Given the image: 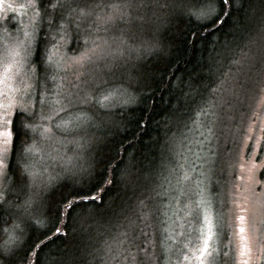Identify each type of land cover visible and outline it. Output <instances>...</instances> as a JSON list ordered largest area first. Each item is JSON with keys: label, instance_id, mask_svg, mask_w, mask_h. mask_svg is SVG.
<instances>
[{"label": "rangeland", "instance_id": "374dc122", "mask_svg": "<svg viewBox=\"0 0 264 264\" xmlns=\"http://www.w3.org/2000/svg\"><path fill=\"white\" fill-rule=\"evenodd\" d=\"M110 1L117 5L122 2ZM29 2L5 0L0 5V71L10 61L9 52L14 42L17 38H24L23 31L27 28L22 26L30 24L34 16L29 8L20 6ZM8 4L12 5L11 10ZM5 17L10 18L9 24L14 21V25H5ZM252 18L253 15L251 21ZM114 31L115 28L107 32L100 31L94 36L103 37L112 48H116L120 41L115 39ZM51 34L57 40L52 42L45 56L46 62L50 63L47 68L49 75L45 80L53 94L60 91L59 86L63 83L66 94L67 82L77 79L69 64L71 58L83 50L84 39L81 36L80 48L70 53L67 50L69 38L62 39L56 32ZM252 36L255 39L243 42L240 55L231 61L214 101L198 112L186 131L168 143L170 163L154 192L155 199L152 200V196L151 199H144L143 187L137 191L133 202L125 205L119 216L114 214L96 228L88 226L85 233L87 251L82 253L87 260L82 264H198L193 250L202 246L203 234L206 232L205 215L210 217L212 225L205 264H210V261L211 264H244L245 261L247 264H264V223L252 211L256 197L264 198V187H253L247 171L250 158L257 165L264 161V91L261 90V78L243 63L245 56L258 53L264 47V31L259 29ZM96 43H100V40ZM88 47H93V44L90 42ZM49 55L52 57L50 62ZM103 65L104 61H99L95 66H89L86 78L91 83L86 90L94 96L95 101L105 105L101 109L110 110L124 105L129 92L125 86L110 85L105 82L107 79L101 78ZM33 67V63L27 65L29 73ZM49 76H54V79H48ZM242 82L247 87L238 91L234 85ZM229 88L232 92L228 91ZM0 90L7 93L0 98L7 104L11 93L2 85ZM61 106L63 111L59 110ZM84 107L74 96L71 104L65 100L57 105L55 115L47 113L52 119L37 118L35 121L43 127H51L52 131L44 134L41 128L34 133V139L27 147L24 163L30 173V190L34 191L29 196L38 194L39 198L44 194L43 186L50 177H63L65 169L84 162L89 149L81 147L84 145L81 137L86 138L92 133L88 130L87 133L68 131L80 118L79 109ZM57 123L61 124L60 129L55 127ZM218 131L221 132L220 136ZM225 151L224 157L220 158ZM3 153V161L7 165L10 150L3 149ZM6 170L0 169V190L8 185V179L3 178ZM257 177L264 178V171L257 173ZM245 197H249L248 201H245ZM239 208H247L248 211L240 212ZM31 212L34 215V211ZM145 214L147 228L141 223ZM238 215H244L245 220L238 221ZM130 220L136 225L134 236L129 237L131 244L125 239L129 235ZM36 223L43 227V223L40 224L37 219ZM239 227L245 229L243 242L239 238ZM143 233H146V237ZM12 240L7 239V243ZM242 243L245 245L243 256L240 255ZM132 255L136 256L135 261Z\"/></svg>", "mask_w": 264, "mask_h": 264}, {"label": "snow or ice", "instance_id": "6c2138e0", "mask_svg": "<svg viewBox=\"0 0 264 264\" xmlns=\"http://www.w3.org/2000/svg\"><path fill=\"white\" fill-rule=\"evenodd\" d=\"M198 2L202 6L204 5V0H198ZM243 2L244 0H240V4H236L235 0H209L208 7L203 11H192L189 7V0H122L118 5H100L93 3L92 0H57L56 3H52V0H30L27 5L21 4V7L29 8L34 16L30 24L22 26L27 28L23 31L24 38H17L14 42L9 52L10 61L4 64L0 71V85L11 93L8 96L7 104L0 100V169H7L3 176L5 180L9 178V173L12 176L11 184L0 190V208L4 206V202L11 205L10 197L13 192L20 193L29 187L28 177L30 175L27 164L21 165V161L25 160L23 155H20L17 160L16 171L12 170L11 159L5 165L3 149H9L12 152H21L22 150L26 153L28 149L25 145L30 131L36 133L42 128L44 134H50L51 127H43L35 123L37 118L40 120L52 119L47 115L48 112L55 115L57 105H61L65 100L71 104L72 98L77 96L78 102L86 107L79 109L81 116L68 130L69 132L84 131L87 133L89 127L102 130L115 126L110 119L111 114L99 110L105 105L95 101L94 96L86 90L91 83L86 78L89 66H95L97 62L104 61L103 66L107 74L112 76L127 75L129 80L135 79L136 82H139L143 63L129 64V61L135 54L137 61L144 60L146 62L145 58L152 53L153 49L158 48L167 39V32L174 20L182 15H188L195 19L205 32L217 31L234 10L238 11L242 7ZM4 3L5 0H0V5ZM105 7L111 10L104 12L103 8ZM191 7L194 8L195 5ZM8 9H12L11 4H8ZM9 19V17H5L4 23L11 27L15 22L9 24ZM57 22V31L61 34L62 39L70 35L71 31L81 34L84 39L83 50L74 55L69 64V68L75 72L77 79L75 82L71 80L67 82L68 91L66 94L63 83L59 86L60 91L55 94L51 92L45 78L39 74L38 63L33 67L31 73L27 70V65L33 63V56L40 51L38 37L44 24L47 23L51 28ZM70 25L73 27L70 28ZM113 28H119L124 37L116 48H112L103 37L94 36L100 31L107 32ZM234 28L236 32L246 33L248 31L247 17L242 19L238 16ZM260 30L264 31V20L260 22ZM148 33L152 34L150 40L144 39ZM198 37H201L199 32H192L191 35L185 36V42L194 45ZM77 39H80V36H77ZM97 40H100V43H96ZM90 42L93 44L91 48L88 47ZM77 47L80 45L78 44ZM51 59L52 57L49 55V62ZM243 63H246L249 70L255 71L261 78V90L264 91V47L258 53L245 56ZM48 67H50V63L46 62L45 69ZM48 79H54V76H49ZM234 87L239 91L245 89L247 85L242 82L235 84ZM228 91L232 92V89L229 88ZM5 95L7 93L0 90V98ZM59 110L63 111V107L61 106ZM55 127L60 129L61 124L57 123ZM21 136L25 139L20 141L18 146L17 140ZM81 139L84 140V145L81 147L89 149L84 162L65 169L66 174L63 177L59 175L50 177L43 186L44 194L39 198H37L38 194H33L22 204H17V208H23L24 212L29 214V218L30 210L34 206L42 207L46 222L43 224L40 236L32 240L30 244L28 237H25L14 249L0 246V264H78L75 257L69 255L67 245L64 248L58 247L55 252L43 257L41 252L48 244L57 239L63 242L69 236H75L79 231L82 219L93 218L96 215L99 202L103 201L104 194L110 191L115 182L114 174L118 169L121 182L129 174V166L119 168L123 158L118 159L115 165L112 160L99 158L98 148L100 145L106 144L103 136L92 134L86 135V138L81 137ZM247 171L248 179L252 182L253 187H264V178L257 177V173L264 171V161L257 165L250 158L247 161ZM248 199L249 197H245V201ZM17 200H19L18 195ZM239 210L240 212L248 211L247 208H239ZM252 211L254 215L261 217V222L264 223V198L256 197ZM236 219L243 222L245 216L238 215ZM146 220L147 215L145 214L141 223ZM204 222L206 232L203 234L202 246L193 250V256L198 264H205L209 253V239L212 236L211 219L208 215L204 216ZM15 227H20V225L17 224ZM25 227L30 228L31 225L26 224ZM135 227V222L130 220L129 235L125 236L130 244L132 240L129 237L134 236ZM144 227L147 228L148 224L144 223ZM244 231V227L238 228V233L241 234L239 238L242 242L245 241V236L242 235ZM143 234L146 237V233ZM240 247V255L243 256L245 245L242 243ZM140 250L143 251V249ZM196 252L199 254L196 255ZM225 255L227 256L228 253ZM132 260H136L135 255H132ZM244 264H247V261Z\"/></svg>", "mask_w": 264, "mask_h": 264}, {"label": "trees", "instance_id": "16d2710c", "mask_svg": "<svg viewBox=\"0 0 264 264\" xmlns=\"http://www.w3.org/2000/svg\"><path fill=\"white\" fill-rule=\"evenodd\" d=\"M56 2L57 0H52V3ZM92 2L100 5L112 4L110 0H92ZM235 3L240 4V0H235ZM208 4L209 0H204L203 6L208 7ZM192 5L195 7L192 8ZM203 6L198 0H189L192 11ZM110 10L107 7L103 8L104 12ZM238 16L242 19L247 17L248 31L246 33L236 32L234 28ZM262 20H264V0H244L242 7L238 11L234 10L223 25L212 32H205L195 19L182 15L172 22L167 32V39L158 48L153 49L152 53L145 58L146 62L137 61L133 54L129 64L143 63L139 82L135 79L129 80L127 75L107 74L103 66L101 78L107 79L105 82L110 85L113 83L125 86L127 92L136 96V102L116 109H99L101 112L111 114L110 119L115 126L102 130L89 127L87 130L89 133L105 138L106 144L98 148L99 158L112 160L114 165L118 159L123 158L119 168L129 166V174L121 182L118 169L114 174L115 182L110 191L104 194V200L99 202L96 215L93 218H83L75 236H69L63 242L57 239L48 244L41 252L42 257L55 252L58 247L64 248L67 245L69 255L75 257L78 264H82L87 260L82 253L87 251L85 233L89 229L88 226L96 228L103 221L115 215L119 216V213L124 211L125 205L132 203L137 191L143 187L144 199H151V196L152 200L155 199L154 192L160 184L167 164L170 163L168 143L186 131L198 112L214 101L231 61L240 55L243 42L255 39L252 35L260 29ZM57 27L58 22L51 28L47 23L44 24L38 37L40 51L32 58L35 66L39 64V74L44 78L49 75L48 69H45L47 60L45 56L48 55L52 42L57 40L51 33L60 34ZM192 32H199L202 37H198L194 45L185 42V36L191 35ZM113 34L118 41L124 38L119 28H115ZM77 36H80V39H77ZM81 36L76 31H71L66 37L69 38L67 50L70 53H73L78 44L80 45ZM151 38V33L144 36V39ZM220 135L221 132L218 131V136ZM34 136L35 134L30 131L26 148ZM24 139L25 137L21 136L17 140V145L19 146L20 141ZM225 153L226 151L219 157L223 158ZM20 155L25 157L26 153L22 150L21 152L10 151L8 161L11 159L13 171L17 170V160ZM24 161H21V165L25 164ZM11 182L12 176L9 173L8 185ZM33 192L30 187H26L20 193L13 192L10 197L11 205L4 202V206L0 208V246L5 244L9 249H14L25 237H28L30 244L32 240L40 236L43 227L38 226L36 219L40 224L46 222L43 208L33 207L30 211L33 210L34 215L31 212L30 218L23 208H17V204H22ZM17 224L20 227H15ZM26 224L31 227H25ZM12 238V242L7 243V239Z\"/></svg>", "mask_w": 264, "mask_h": 264}, {"label": "bare ground", "instance_id": "6f19581e", "mask_svg": "<svg viewBox=\"0 0 264 264\" xmlns=\"http://www.w3.org/2000/svg\"><path fill=\"white\" fill-rule=\"evenodd\" d=\"M206 6H203L202 8H199V9H196L195 11H197V10H200V11H203V10H206ZM134 102H136V96L134 95V94H131V93H128V99H126L125 100V103H123L124 105H118V106H116V107H114V109H116V108H119V107H123V106H125V105H132V104H134Z\"/></svg>", "mask_w": 264, "mask_h": 264}]
</instances>
